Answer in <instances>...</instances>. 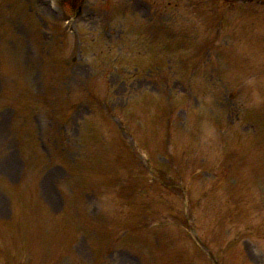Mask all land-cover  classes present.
I'll use <instances>...</instances> for the list:
<instances>
[{
    "label": "rangeland",
    "instance_id": "1",
    "mask_svg": "<svg viewBox=\"0 0 264 264\" xmlns=\"http://www.w3.org/2000/svg\"><path fill=\"white\" fill-rule=\"evenodd\" d=\"M133 1L147 7L132 5ZM197 1L204 6L195 8ZM214 1L87 0L83 18L69 20L71 9L62 6V13L50 9L49 0H0V224L14 222L15 231L5 232L8 224L0 231V264L6 263L8 251L17 264H90L95 257L89 255L85 239L88 235L93 236L91 242L95 239L91 227L97 229L103 260L107 249L112 254L105 256L106 264H143L137 241V231L143 229L149 243L146 264H160L157 237L163 250L172 251L162 264H180L175 260L185 254L186 240L194 245L186 264H264L262 142L246 151L244 143L242 148L232 147L238 155L231 166L244 172L237 171L234 178L240 194L231 197L227 182L216 191L210 174L197 184V207L192 210L182 203L188 228L178 212L169 209L174 200L149 182L161 165L174 164L164 137L173 147L179 132L187 135L194 130L202 131L199 140L224 141L231 132L228 117H237L238 111L247 122L236 118L233 138L255 130L264 135L251 109L257 106L264 114V99L251 102L257 88L264 89V81L253 84L254 77L245 70L250 56L243 55V47L228 51L214 72L217 48L229 37L218 36L219 25L216 29L207 25L220 11L228 34L238 31L244 42L252 29H264V0L251 6L239 3L240 13L221 9ZM199 27L205 30L204 39ZM186 50L193 57L190 63H183ZM87 55L92 59L87 61ZM226 62L234 67L232 74L226 71ZM136 67L144 78L146 71L154 70L160 96L169 104L163 119L170 129L160 141H150V152L138 147L145 137L137 127L138 120H144L143 104L151 101L142 94L156 92L140 91L139 83L133 84ZM89 91L91 101L85 105ZM170 92L178 93L177 104ZM236 93L237 104L228 100ZM75 100L82 109L68 113L66 104ZM126 104L132 107L129 115L123 110ZM218 128L220 132L215 131ZM122 139L134 149L131 157ZM180 139L187 141L183 134ZM176 178L170 182L178 194ZM238 196L242 201L235 205ZM143 205L151 206V215L136 217L132 207ZM118 209L125 218L116 215ZM64 210L77 222L74 232L60 242L55 219ZM221 218L228 220L222 223ZM118 224L127 226L137 241L133 250L116 242Z\"/></svg>",
    "mask_w": 264,
    "mask_h": 264
}]
</instances>
